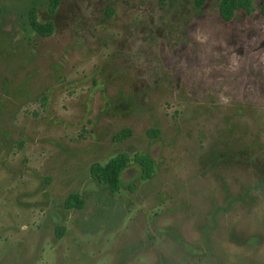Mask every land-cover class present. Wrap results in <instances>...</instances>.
<instances>
[{
  "label": "rangeland",
  "instance_id": "rangeland-1",
  "mask_svg": "<svg viewBox=\"0 0 264 264\" xmlns=\"http://www.w3.org/2000/svg\"><path fill=\"white\" fill-rule=\"evenodd\" d=\"M248 1L225 21L219 0H0V264H264V0ZM120 152L153 171L131 160L111 192L89 166Z\"/></svg>",
  "mask_w": 264,
  "mask_h": 264
},
{
  "label": "trees",
  "instance_id": "trees-1",
  "mask_svg": "<svg viewBox=\"0 0 264 264\" xmlns=\"http://www.w3.org/2000/svg\"><path fill=\"white\" fill-rule=\"evenodd\" d=\"M204 0H195L196 7H200ZM60 0H47V8L50 12H53L58 6ZM240 8H244L246 11L249 9L248 0H219L218 12L219 16L225 20H231L236 11ZM264 15V2L260 8ZM27 21L30 28L40 36H48L53 31V23L51 21L42 22L39 21L36 14V7L31 5L27 8ZM148 133L157 135L156 129L148 130ZM121 137H126L127 134L121 131L118 134ZM134 160L141 167V177L149 178L152 173V160L146 155L135 154L131 158L127 153L120 152L109 158L107 161L100 163L94 162L89 166V173L91 178L97 182L107 185L111 192L119 190L120 186V173L128 165V163ZM63 205L65 208H81L83 206V199L78 193H69L64 199Z\"/></svg>",
  "mask_w": 264,
  "mask_h": 264
}]
</instances>
